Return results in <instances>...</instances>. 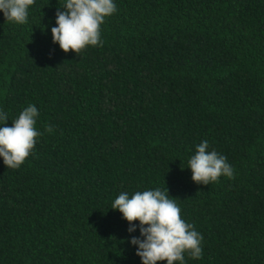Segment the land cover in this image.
Wrapping results in <instances>:
<instances>
[{
	"label": "trees",
	"instance_id": "16d2710c",
	"mask_svg": "<svg viewBox=\"0 0 264 264\" xmlns=\"http://www.w3.org/2000/svg\"><path fill=\"white\" fill-rule=\"evenodd\" d=\"M64 3L0 11V127L34 104L41 133L19 168L0 156V264H142L111 207L157 188L203 236L184 264H264V0H114L80 55L53 42ZM205 139L233 178L193 181Z\"/></svg>",
	"mask_w": 264,
	"mask_h": 264
},
{
	"label": "clouds",
	"instance_id": "9594fccd",
	"mask_svg": "<svg viewBox=\"0 0 264 264\" xmlns=\"http://www.w3.org/2000/svg\"><path fill=\"white\" fill-rule=\"evenodd\" d=\"M34 0H0V11L6 21L25 24L28 20V8ZM57 10L56 25L52 27L53 42L68 53L74 51L80 55L86 46H103L101 25L105 19L117 11L114 0H65ZM39 115L34 104H30L13 120V126L0 127V156L8 168H19L34 149L36 139L41 135L35 129ZM0 120L6 125L7 115L0 111ZM52 132L51 126L47 128ZM209 143L205 139L197 145L195 155L188 161L192 170V179L197 184L209 185L218 182L223 175L233 178L232 166L227 157L215 150L208 151ZM111 209L119 210L130 224L129 232L136 230L139 221L141 237H132L131 243L137 247L142 264L167 262L184 264L187 253L193 259L203 255L201 242L203 236L194 225L181 218V208L175 198H170L169 190L137 191L131 198L127 192H121L113 201Z\"/></svg>",
	"mask_w": 264,
	"mask_h": 264
}]
</instances>
